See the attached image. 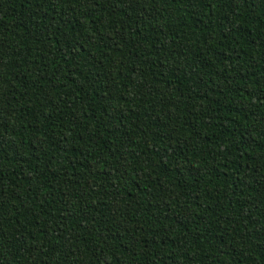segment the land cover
<instances>
[{
    "label": "trees",
    "instance_id": "trees-1",
    "mask_svg": "<svg viewBox=\"0 0 264 264\" xmlns=\"http://www.w3.org/2000/svg\"><path fill=\"white\" fill-rule=\"evenodd\" d=\"M0 264H264V0H0Z\"/></svg>",
    "mask_w": 264,
    "mask_h": 264
}]
</instances>
